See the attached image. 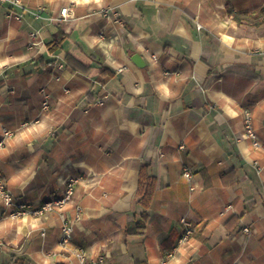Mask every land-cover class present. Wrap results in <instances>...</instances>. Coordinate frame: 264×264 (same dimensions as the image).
Masks as SVG:
<instances>
[{"label": "crops", "instance_id": "obj_1", "mask_svg": "<svg viewBox=\"0 0 264 264\" xmlns=\"http://www.w3.org/2000/svg\"><path fill=\"white\" fill-rule=\"evenodd\" d=\"M22 1L0 4V179L13 198L0 199V264H79L76 249L86 264L99 255L159 264L173 247L168 264H264V22L238 23L225 0ZM228 2L247 14L264 8ZM64 6L73 15L60 23ZM57 29L114 77L103 86L66 70V51L45 48ZM247 116L258 148L245 137ZM188 161L200 186L192 192L181 174ZM142 163L156 179L146 210L135 201ZM69 178L72 201L61 209L8 216L15 204L35 209L61 195ZM143 211L144 233L126 234ZM182 218L197 230L177 246ZM66 219L72 239L63 244Z\"/></svg>", "mask_w": 264, "mask_h": 264}, {"label": "built area", "instance_id": "obj_2", "mask_svg": "<svg viewBox=\"0 0 264 264\" xmlns=\"http://www.w3.org/2000/svg\"><path fill=\"white\" fill-rule=\"evenodd\" d=\"M7 3L11 7H17V8H24V4L22 0H0V4ZM41 11L45 10L44 7L40 8ZM73 15V9L69 6H64L61 7L59 10V16L56 18L60 23L66 22L71 16ZM7 17L8 18H13L15 20H21V13H18L17 11H14L13 9H10L7 12ZM36 17H40V15L36 14ZM48 19H53V18H48ZM29 35V41L28 43L30 45H36L42 42V38L39 34L38 31H30L28 33ZM61 66V65H60ZM40 94H41V109L43 111L47 110L49 107V98L50 94L46 91L45 88L40 89ZM97 103L101 104V100H97ZM12 134L11 130H4L3 135L4 136H10ZM244 134L245 137L249 138L251 140V143L254 147H260V141L259 138L257 137V134L251 124V119L250 117H245L244 119ZM2 144V141H0V145ZM179 148H183V145L180 144ZM182 176L188 181V188L189 191H195L196 189L200 188V186L193 181V165L191 162H185V164L182 167L181 170ZM75 178H69L65 182V189L62 192L61 195L51 197L50 199L46 200L42 204H40L38 207H36L33 210L34 214H43L45 212H50L55 209H61L65 203L69 202L72 198L73 190H74V184L76 183ZM1 182V180H0ZM1 187V186H0ZM2 189H0V192L2 193V201L5 205L7 206H12L13 201L11 196L7 192H2ZM16 208L18 211L16 213H20V210H24L25 205L23 203L21 204H15ZM22 213V212H21ZM13 214V212H12ZM76 218H80L81 214L76 213ZM181 223L183 226V231L181 233V236L178 239L177 246L187 242L196 232L197 228L193 224L192 221L182 218ZM71 222L66 219L63 224L60 226V232H59V238L63 242V244H66L72 239V233H71V228H70ZM242 230L245 233H249L250 228L249 226H243ZM176 250V247H173L171 250L167 251L159 260V264H168V259L174 257V252ZM75 255L78 259L79 264H86V257L81 249H76L75 250ZM95 264H103V256L99 255L97 257V261Z\"/></svg>", "mask_w": 264, "mask_h": 264}, {"label": "trees", "instance_id": "obj_3", "mask_svg": "<svg viewBox=\"0 0 264 264\" xmlns=\"http://www.w3.org/2000/svg\"><path fill=\"white\" fill-rule=\"evenodd\" d=\"M226 10L238 23L259 25L264 22V8L251 14L238 12L233 9L228 0H225ZM68 43V45H66ZM45 48L53 55L65 50L64 68L71 73H79L86 78H93L99 84L105 86L115 75V71L78 41L65 33L62 29L54 31L45 41ZM155 176L149 172V163H142L138 170L137 190L135 201L146 210L151 202L155 189ZM147 213L143 211L141 221L126 229V234H142L145 230V218Z\"/></svg>", "mask_w": 264, "mask_h": 264}, {"label": "rangeland", "instance_id": "obj_4", "mask_svg": "<svg viewBox=\"0 0 264 264\" xmlns=\"http://www.w3.org/2000/svg\"><path fill=\"white\" fill-rule=\"evenodd\" d=\"M12 135V134H11ZM10 135V136H11ZM9 137V136H8ZM1 180V179H0ZM0 189H2L1 191L3 192H7L10 196H11V198H12V195L7 191V189L5 188V185H4V183L1 181L0 182ZM74 191V190H73ZM0 199L2 200L3 198H2V193L0 192ZM12 201H13V198H12ZM70 201H72V198H71V200ZM69 201V202H70ZM69 202H67V203H69ZM67 203H65V204H67ZM24 205H25V208H24V210H20V213L18 214V213H16L17 211H18V209H13L12 211H10V213H8V216L10 217V218H12L13 220H17V219H20V218H22L25 214H27V213H31V212H33V210L34 209H31V206L30 205H28V204H26V203H23ZM65 204H64V206H65ZM56 210V209H55ZM12 212H13V214H12ZM22 212V213H21ZM44 214V213H43ZM43 214H35V215H37V216H41V215H43Z\"/></svg>", "mask_w": 264, "mask_h": 264}, {"label": "water", "instance_id": "obj_5", "mask_svg": "<svg viewBox=\"0 0 264 264\" xmlns=\"http://www.w3.org/2000/svg\"><path fill=\"white\" fill-rule=\"evenodd\" d=\"M133 59H134L136 62L142 60L138 55H135V56L133 57ZM138 64H141V62H140V63L138 62Z\"/></svg>", "mask_w": 264, "mask_h": 264}]
</instances>
